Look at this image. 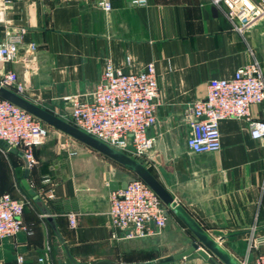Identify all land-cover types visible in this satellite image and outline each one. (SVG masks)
<instances>
[{
	"label": "crops",
	"instance_id": "1",
	"mask_svg": "<svg viewBox=\"0 0 264 264\" xmlns=\"http://www.w3.org/2000/svg\"><path fill=\"white\" fill-rule=\"evenodd\" d=\"M3 17L8 27L25 28L26 34L16 61L0 64V77L12 71L22 90L11 92L70 125L62 98L88 101L104 63L123 73L152 63L158 97L148 135L154 144L143 157L129 158L235 262L251 263L264 253V138L251 139L245 120L229 118L218 125L217 151L193 154L185 146L189 106L204 98L210 79H229L253 59L264 75V21L238 33L211 0H147L144 7L120 0L107 14L93 0H9ZM1 30L0 25V41ZM248 113L250 120L263 121L264 104L251 105ZM40 123L47 135L33 150L25 179L32 195L21 185L20 151H0V195L26 200L24 229L0 239V264H15L17 255L23 264H35L39 256L49 264H175L156 261L184 251L194 238L165 205L160 201L171 222L155 234L111 238L105 176L114 182L137 178ZM209 258L188 256L178 264H221Z\"/></svg>",
	"mask_w": 264,
	"mask_h": 264
},
{
	"label": "built area",
	"instance_id": "2",
	"mask_svg": "<svg viewBox=\"0 0 264 264\" xmlns=\"http://www.w3.org/2000/svg\"><path fill=\"white\" fill-rule=\"evenodd\" d=\"M93 1L99 11L107 14L112 4L120 0ZM8 3L9 0H0V64L16 61L26 34L25 28L12 29L6 24L3 15ZM127 3L130 7H144L147 0H127ZM211 3L223 9L225 18L238 33L257 21H264V0H211ZM34 50V44L27 45V51ZM0 87L16 92L22 90V84L10 70L0 77ZM157 97L152 63H146L139 72L123 73L106 62L88 101H78L72 96H65L62 101L69 104V119L73 127L127 157L140 158L154 144L148 130L156 122ZM262 103L264 75L255 59L238 67L229 79H210L204 98L191 103L188 109L187 150L193 154L217 151L220 147L218 125L229 118L245 120L249 137L263 139L264 120L248 118L249 107ZM46 135L47 130L40 121L0 99V141L8 149L20 151L27 169L34 164L33 150L44 143ZM63 148H66L64 144ZM0 151L7 149L0 147ZM68 155L73 156L75 152L70 151ZM45 196L52 197L50 190L45 192ZM108 201L107 216L112 229L111 238L115 240L148 237L165 224L160 200L138 179L127 183L123 190L111 191ZM25 204V199L0 195V239L12 237L24 229L21 216ZM68 220L72 225L73 216L68 215ZM251 248L249 243L246 254ZM246 262L244 260L242 264ZM15 264H23L22 256H16ZM35 264L49 263L39 256ZM249 264H264V253L255 255Z\"/></svg>",
	"mask_w": 264,
	"mask_h": 264
},
{
	"label": "water",
	"instance_id": "3",
	"mask_svg": "<svg viewBox=\"0 0 264 264\" xmlns=\"http://www.w3.org/2000/svg\"><path fill=\"white\" fill-rule=\"evenodd\" d=\"M0 99L5 100L24 112L30 114L37 120L45 123L58 131L68 135L72 139L88 146L89 148L97 151L98 153L108 157L109 159L115 161L125 169H127L134 177L143 182L148 186L153 193L158 197V199L165 205V207L183 224V226L191 233L194 241L188 245V247L177 254L171 255L169 257L159 259L156 263L163 262H175L188 257H199L204 261L212 262L209 256L215 258L221 264H238L230 256H228L214 241H212L197 225L192 221L186 213L176 205L169 194L164 190V188L158 183V181L139 163L133 159L107 147L106 145L94 140L93 138L85 135L72 125L63 122L53 115L41 110L40 108L28 103L20 96L14 94L10 90L0 87ZM0 144L7 150L5 145ZM23 161L24 171L23 180L21 181L22 187L27 191L29 195L33 193L29 191V187L25 181L28 172L27 165L22 155L20 154ZM108 169H106L107 171ZM134 178H126L122 181L114 182L108 180V175L105 176L107 181V186L110 191L123 190L125 189L127 183L132 181ZM165 223H170L171 219L168 217L167 212H164Z\"/></svg>",
	"mask_w": 264,
	"mask_h": 264
},
{
	"label": "rangeland",
	"instance_id": "4",
	"mask_svg": "<svg viewBox=\"0 0 264 264\" xmlns=\"http://www.w3.org/2000/svg\"><path fill=\"white\" fill-rule=\"evenodd\" d=\"M67 118H68V117H67ZM148 168H149V169H151V168H152V166L149 164V167H148ZM249 253L251 254V252H250V251L248 252V254H249ZM246 263H247V264H249L248 262H246Z\"/></svg>",
	"mask_w": 264,
	"mask_h": 264
}]
</instances>
